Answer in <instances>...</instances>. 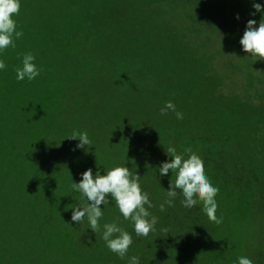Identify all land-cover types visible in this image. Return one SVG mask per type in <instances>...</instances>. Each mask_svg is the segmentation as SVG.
Here are the masks:
<instances>
[{"label":"trees","instance_id":"16d2710c","mask_svg":"<svg viewBox=\"0 0 264 264\" xmlns=\"http://www.w3.org/2000/svg\"><path fill=\"white\" fill-rule=\"evenodd\" d=\"M252 11L251 0H21L23 37L0 54V264H127L86 219L71 221V208L87 204L72 183L89 168L117 166L140 177L158 217L137 237L114 200L101 205V226L115 221L132 234L128 256L140 264L246 256L243 230L264 213V59L239 43L247 20L262 19ZM29 52L40 75L18 82ZM88 98L99 110L87 112ZM166 101L182 120L160 114ZM76 132L88 133L87 152L74 150ZM169 146L203 160L221 224L202 204L184 209L179 195L159 210L175 180L158 173Z\"/></svg>","mask_w":264,"mask_h":264},{"label":"clouds","instance_id":"9594fccd","mask_svg":"<svg viewBox=\"0 0 264 264\" xmlns=\"http://www.w3.org/2000/svg\"><path fill=\"white\" fill-rule=\"evenodd\" d=\"M254 11L250 16L257 13L262 14V19L257 26L255 19L246 22L245 30L239 40L242 51L251 54V57L264 59V0L256 2L251 0ZM21 0H0V54L9 47H15V41L23 37V31L18 30L15 16L20 12ZM239 21L240 17H235ZM256 60V59H255ZM36 57L31 53L23 55L21 66L15 69L16 80L31 82L35 80L41 69L35 63ZM7 65L0 59V72L6 70ZM169 111L175 113L176 119L182 120L183 113L176 109L172 101H166L160 109V114L166 115ZM73 139L79 143L74 150H84L85 146H91L87 132H76ZM187 154V158H185ZM167 155L170 161L161 162L158 173L161 177L167 176L169 172L175 173L174 183L170 182L169 190L166 191L167 198L159 204L161 212L166 207H174L177 196H182L180 201L184 209L192 210L202 204V211L208 219L215 224L223 222L222 216H217L218 203L216 196L219 189L215 187L205 173L204 162L190 147L185 148L182 153L169 146ZM140 177L133 174L126 166H117L108 170L102 175L99 171L93 175L91 168L81 173L80 181L72 183V189L81 194L87 204H76L72 209L71 221L78 224L87 220L89 229L93 233H100L101 239L105 242L108 250L116 254L120 259L127 260V264H140V258L128 256L130 247L133 244V237L128 231L122 228L117 222L104 223L100 221L104 216L101 205H109L115 201L120 215L124 220L131 222L133 231L137 237H147L155 230L158 217L149 210L154 207L149 194L143 191L139 182ZM179 190V191H178ZM102 227V231H101ZM237 264H252L246 256L238 257Z\"/></svg>","mask_w":264,"mask_h":264},{"label":"rangeland","instance_id":"374dc122","mask_svg":"<svg viewBox=\"0 0 264 264\" xmlns=\"http://www.w3.org/2000/svg\"><path fill=\"white\" fill-rule=\"evenodd\" d=\"M259 2V0L257 1ZM257 16L262 15L260 13L256 14ZM87 100V99H86ZM121 101V99H120ZM91 104V108H89ZM87 112L92 109L99 110L98 105H96L92 100L88 98L87 103ZM93 115V114H92ZM103 115V109L99 111V119ZM103 132H109L108 128H104ZM246 232V237L249 239L247 241V257H251L254 261L258 260L261 256L264 261V213L260 211L259 213L254 214L248 222L247 229L243 230ZM258 256V257H257Z\"/></svg>","mask_w":264,"mask_h":264}]
</instances>
